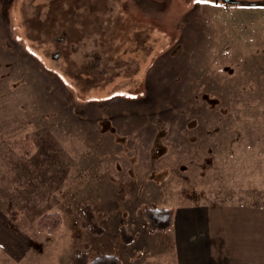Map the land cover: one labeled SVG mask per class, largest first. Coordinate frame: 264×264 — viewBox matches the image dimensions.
Wrapping results in <instances>:
<instances>
[{
	"label": "rangeland",
	"instance_id": "374dc122",
	"mask_svg": "<svg viewBox=\"0 0 264 264\" xmlns=\"http://www.w3.org/2000/svg\"><path fill=\"white\" fill-rule=\"evenodd\" d=\"M204 204L264 206V5L0 0V264H175L145 209Z\"/></svg>",
	"mask_w": 264,
	"mask_h": 264
},
{
	"label": "crops",
	"instance_id": "0c3cea01",
	"mask_svg": "<svg viewBox=\"0 0 264 264\" xmlns=\"http://www.w3.org/2000/svg\"><path fill=\"white\" fill-rule=\"evenodd\" d=\"M169 232L175 264H264V206L177 208Z\"/></svg>",
	"mask_w": 264,
	"mask_h": 264
},
{
	"label": "trees",
	"instance_id": "16d2710c",
	"mask_svg": "<svg viewBox=\"0 0 264 264\" xmlns=\"http://www.w3.org/2000/svg\"><path fill=\"white\" fill-rule=\"evenodd\" d=\"M149 224L153 230H166L172 226L174 209L170 208H149L145 209ZM54 214H45L40 220V227L48 229L50 227L49 223L51 219L56 220ZM54 217V218H51ZM53 223V222H52ZM85 259V257H83ZM81 256L76 260L77 264H81ZM82 264H120L119 259H117L112 254H100L94 257L92 260L87 259L82 262Z\"/></svg>",
	"mask_w": 264,
	"mask_h": 264
},
{
	"label": "water",
	"instance_id": "95a60500",
	"mask_svg": "<svg viewBox=\"0 0 264 264\" xmlns=\"http://www.w3.org/2000/svg\"><path fill=\"white\" fill-rule=\"evenodd\" d=\"M223 2L229 3V4H240V5H264V1L262 2H247L242 0H222ZM215 3H217V0H215Z\"/></svg>",
	"mask_w": 264,
	"mask_h": 264
},
{
	"label": "flooded vegetation",
	"instance_id": "af4514ba",
	"mask_svg": "<svg viewBox=\"0 0 264 264\" xmlns=\"http://www.w3.org/2000/svg\"><path fill=\"white\" fill-rule=\"evenodd\" d=\"M262 2V1H261Z\"/></svg>",
	"mask_w": 264,
	"mask_h": 264
}]
</instances>
